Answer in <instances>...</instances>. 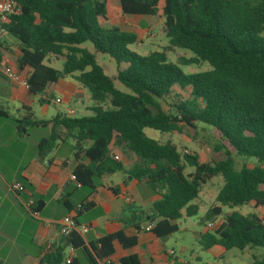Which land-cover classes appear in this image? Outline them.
Masks as SVG:
<instances>
[{
    "label": "trees",
    "instance_id": "16d2710c",
    "mask_svg": "<svg viewBox=\"0 0 264 264\" xmlns=\"http://www.w3.org/2000/svg\"><path fill=\"white\" fill-rule=\"evenodd\" d=\"M14 1L21 12L4 26L5 35L18 45V69L30 73L25 99L16 114L0 112V117L10 118L19 136H27L30 129L50 127L49 138L38 144L39 158L63 141L62 136H72L79 144L74 147L77 164L72 175L88 193L101 177L116 172L143 181L161 197L151 206V218L156 222L149 232L157 238L176 233L175 222L183 216L197 215L198 206L192 202L201 186L216 176L223 185L205 221L220 216L222 207L246 205L264 210V167L234 169L235 156L264 161V0H119L123 16L163 18L161 31L168 47L145 56L127 48L141 42L136 34L102 24L107 0ZM85 43L115 61L116 78L129 94L115 89L94 55L81 47ZM169 49L192 54L180 58L184 65L207 63L211 69L185 75L167 61ZM4 51L5 42L0 38V65ZM50 55L63 58L61 70L43 64ZM67 77L89 91L96 104L91 109L94 115L70 118L57 113L49 120L37 118L29 99L45 95L49 84ZM175 87L187 90L190 99L177 100L174 111L165 112L159 101L177 97ZM45 102H49L47 95ZM198 123L211 127V134L220 140L209 163L201 162L197 154L179 153L171 140L160 144L143 132L181 133L183 126L194 129ZM85 142L90 145L85 147ZM112 147L124 148L138 161L125 170L111 153ZM84 159L87 165L81 163ZM186 168L193 172L185 174ZM62 205L66 212L75 210L67 198ZM36 206L41 209L40 202ZM80 206L76 216L92 205ZM262 220L264 216L254 213L231 212L213 230L201 234L198 244L203 250L214 246L227 251L264 249ZM135 229L139 231L140 226ZM115 242L127 249L137 240L119 231L97 239L87 249L81 236L73 233L36 264H80L66 256L68 247L80 251L87 264H141L136 255L111 262ZM252 264H264V258Z\"/></svg>",
    "mask_w": 264,
    "mask_h": 264
},
{
    "label": "crops",
    "instance_id": "0c3cea01",
    "mask_svg": "<svg viewBox=\"0 0 264 264\" xmlns=\"http://www.w3.org/2000/svg\"><path fill=\"white\" fill-rule=\"evenodd\" d=\"M117 3L119 4V0ZM118 11L119 15L107 19V5L106 21H103L102 24L107 22L111 27L115 26L122 31L132 32L141 41L138 30L134 28L137 23L129 20L127 18L129 16H123L120 13V8ZM12 44L13 49H10L5 42L6 51L3 52L0 65V97L16 105L14 107L16 114L25 99L27 89L23 88L20 83L11 85L5 82L2 76L6 74L4 70H6L10 58L13 59L12 68L20 73L21 78L26 79L30 71L18 69L16 59L19 48L16 42ZM8 52L10 55L7 54ZM71 79L73 82L62 79L54 84L58 85L65 96L70 99L82 96L85 88L75 82L73 78ZM47 88L45 95L29 99L32 110L36 101L43 115L46 114L44 105L46 95L48 96ZM0 112L15 115L9 113L2 106ZM44 129L48 130L50 136V127ZM28 137L29 131L27 136H19L13 121L10 118L0 117V147L6 148L12 142L21 143ZM42 139L47 138L39 139L36 142V147ZM62 139L63 141L58 142L43 159L38 157V151L32 156H10L9 153H7L9 155L3 156L4 153L0 152V264H36L43 256L42 248L47 241L52 240L54 246H61L63 238L59 235L58 223L68 213L62 205L64 198L70 201L72 208L83 203L92 205L77 216L79 224L88 226V232L81 235L87 249L97 239L119 231H122L126 237H136V245L127 249L115 242L113 244L114 253L110 257L111 262L116 263L123 257L136 255L141 264H196L184 256L188 248L184 244L180 246L179 252L183 256L176 255L170 242L171 235L157 238L151 232L144 230L145 226H153L156 222L151 218L153 215L151 206L161 198L159 194L151 192L143 181L138 182L121 172H116L122 175L118 183L114 184L111 180L115 173L104 175L97 181L95 190L88 193L80 187L72 175L77 164L74 158V147L79 144L72 136H62ZM89 145L88 142L85 147ZM110 151L114 157H117V161L123 165L125 170H129L138 161L133 153L125 151L124 148L112 147ZM81 163L87 165L88 161L84 159ZM15 183H20L24 191H13L11 186ZM29 198H32L35 204L41 203V209H37L36 206L39 213L37 219L31 217L24 208V204ZM262 211L260 218L264 216V210ZM136 225L140 226L139 231L135 229ZM206 231L205 227L201 234ZM203 251L208 252L213 258L220 259L227 250L220 246H214ZM64 252L69 259L75 258L79 260L80 264H87L80 251L68 247ZM193 257L194 260L201 261L199 253H193Z\"/></svg>",
    "mask_w": 264,
    "mask_h": 264
},
{
    "label": "rangeland",
    "instance_id": "374dc122",
    "mask_svg": "<svg viewBox=\"0 0 264 264\" xmlns=\"http://www.w3.org/2000/svg\"><path fill=\"white\" fill-rule=\"evenodd\" d=\"M108 17L112 18L114 15H119V4L117 0H108ZM129 20H133L135 23L134 28L138 30V35L141 37V42L135 45H129L127 48L130 52L137 54L138 56H145L150 52H159L164 48L168 47V40L162 34L161 26L163 23L162 17H127ZM104 23V22H103ZM109 23L105 22V27H111ZM3 41L6 42V46L13 49V44L15 41L9 36H3ZM95 57V62L102 68L104 74L109 77L115 89L123 92L130 93V91L123 86L116 78L117 76V65L113 59L108 55L98 53L94 50L90 43H85L82 45ZM167 53V61L176 65L185 75L195 74L200 72H205L210 70V66L207 63H202L200 65H184L181 62V57L190 58L192 54L189 51L182 49H169ZM10 55V52L7 53ZM43 64L55 70H61L63 59L60 57H47ZM13 59L10 58L6 65V74H3V79L9 84L18 83L13 81L12 75L15 74L20 77V73L16 72L13 68ZM12 68V69H11ZM21 78V77H20ZM66 81L73 82L71 77L65 78ZM47 93L49 102H45L44 107L46 108V114H42L39 108L38 102H34L33 111L35 115L41 119H50L54 117L57 113H61L70 118H81V117H91L94 114L91 109L96 106V104L91 100L90 93L87 89H84L82 96H75L70 99L65 96L64 92L55 84H49L47 86ZM177 92V97L171 95L166 99L160 100L159 105L165 112H173L174 109L172 105L177 100H189V93L187 90H179L178 87L174 88ZM60 98L62 102L60 104H55L54 100ZM4 107L11 114H15L14 107L10 101L0 97V107ZM104 107H108V103L104 104ZM72 110L74 113L72 115H67V111ZM211 127L204 124L198 123L194 129H189L186 127L181 128V133H160L152 129H144L143 132L145 136L149 139L157 141L160 144H164L171 140L175 145L177 151L181 154H197L200 156L203 163H209L211 156L215 154L213 149L220 144V140L216 139L211 134ZM41 138H49V132L46 129H30L29 137L23 139L21 143L12 142L10 146L6 148L0 147V152H3V156H32L37 152L36 142ZM7 143V142H6ZM88 142L85 143V146ZM9 153V154H7ZM243 167L254 168V167H264V161L259 162L255 158L246 157H234V169L240 170ZM193 172L192 168H186L184 173L188 174ZM122 175L120 173H115L111 180L114 184L118 183ZM129 178V177H127ZM223 185V180L220 176H216L209 180L206 184L202 185L198 197L192 202L198 206L197 215L194 217L183 216L181 219L176 221L178 226V231L171 235L170 242L172 247H174L177 256H183L180 254V246L186 245L184 256L193 263L196 264H252L255 261H259L264 258V249L262 248H245L244 250L230 249L226 251L222 258H213L208 252L203 251L198 244V236L201 234L208 222L205 221V215L208 209L216 205V196ZM231 212L239 213L243 216L256 214L261 216L263 211H256L249 206H237L232 209L228 207H222L221 215L218 216L212 222L217 225L221 219L230 214ZM210 231V230H209ZM193 253H199L201 261L194 260Z\"/></svg>",
    "mask_w": 264,
    "mask_h": 264
},
{
    "label": "built area",
    "instance_id": "2783aa9c",
    "mask_svg": "<svg viewBox=\"0 0 264 264\" xmlns=\"http://www.w3.org/2000/svg\"><path fill=\"white\" fill-rule=\"evenodd\" d=\"M21 7L20 5L14 0H0V38H2L6 33L4 26L9 23V21L20 14ZM12 79L15 82H18L22 85L23 88L27 89L26 79L20 78L17 75L13 74ZM62 100L60 98H56L54 100L55 104H60ZM74 112L72 110L67 111V115H72ZM117 159V157H115ZM13 191H24L23 186L20 183H15L11 186ZM128 201L132 202V200ZM24 208L28 212V214L37 219L38 218V211L36 209L35 201L32 198H29L28 201L24 204ZM81 206L78 205L75 207V210L68 212L58 223L59 227V235L62 238H67L73 233L79 234L80 236L88 232V226L79 224L77 222L76 211L80 210ZM264 223V220H262ZM152 226H145V231H150ZM215 228V224L213 222H208L206 224L207 230H213ZM54 247V241L50 240L47 241L43 248L42 254L45 255L49 253ZM173 254V252H171ZM67 263L69 261L67 260Z\"/></svg>",
    "mask_w": 264,
    "mask_h": 264
}]
</instances>
